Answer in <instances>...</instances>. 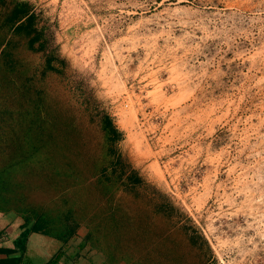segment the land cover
<instances>
[{"label":"rangeland","instance_id":"1","mask_svg":"<svg viewBox=\"0 0 264 264\" xmlns=\"http://www.w3.org/2000/svg\"><path fill=\"white\" fill-rule=\"evenodd\" d=\"M27 1L43 14L67 66L61 76L41 77V56L21 45L11 50L14 70L0 64V168L19 153L28 125L16 120L36 101L60 122L52 130L71 122L79 132L58 153L73 162L66 202H86V217L96 220L108 204L131 206L129 196L119 204L115 193L108 202L96 188L104 150L89 119L104 108L124 131L119 150L192 218L217 264H264V0ZM11 39L1 28L0 51ZM50 193L38 186L31 196L46 204ZM87 232L82 223L67 243L32 235L25 264H47L60 252L56 264H105L102 252L84 244ZM125 234V243L133 237L139 247L164 240ZM107 243L108 252L114 240Z\"/></svg>","mask_w":264,"mask_h":264},{"label":"trees","instance_id":"2","mask_svg":"<svg viewBox=\"0 0 264 264\" xmlns=\"http://www.w3.org/2000/svg\"><path fill=\"white\" fill-rule=\"evenodd\" d=\"M0 27L15 37V41L8 40L0 51V64H4L7 71L17 66L18 61L11 50L21 45L41 56V67L36 74L41 77L48 72L60 76L64 74L67 60L51 46L49 25L41 11L37 12L30 1L0 0ZM2 44L0 40V47ZM31 77L34 81L36 75L32 73ZM0 83H3L1 79ZM39 93L36 92L34 97H38ZM102 100L98 96L97 104L100 105ZM31 104L32 109L27 116L24 114L26 121L24 115L16 120L20 121L18 126H23L24 122L28 125L25 139L22 141L20 136L21 140L15 142L19 153L0 168V213L16 214L22 219L23 229L14 240L12 249L0 248V255L4 256L0 258V264H23L28 235L35 233L67 243L76 235L82 223L88 228L84 244L102 252L105 264L118 261L128 264H182L188 257L194 259L193 264H217L209 243L192 218L168 193L148 183L141 176L140 170L132 166L119 150L124 131L114 124L113 118L104 108H100L89 119L102 138L104 150V162L101 166L96 165L93 171V175L98 176L96 188L100 189L101 196L108 195L104 199L108 202L115 193L120 195L119 204L124 197L129 196L131 206L114 208L108 204L101 208L100 219L96 220L95 214L86 217V202H79L76 206L66 202L67 194L63 184L69 182L67 179L74 178L70 172L73 162L65 155L58 156V153L61 148L69 149L72 141L70 137L79 132L75 134L76 127L71 122L63 123L66 126L63 130L57 129L59 121H49L47 116L41 114L36 101ZM51 127H57L56 131ZM21 141L28 146L26 150H23ZM27 161L30 164L27 165ZM38 186L47 193L51 192V195L46 194L49 199L46 204L34 202L31 196V193L37 192ZM132 210L137 214L134 215ZM126 230L135 235L138 233L141 237L149 235L153 241L164 236V240L147 243L144 239L143 247H139L133 237L125 243L123 239ZM99 234L106 243L109 237L114 240L110 251L107 252L103 247H110L105 241L102 245L98 244ZM140 251L141 255L145 254L139 255ZM16 253L19 256L12 257ZM61 256L63 252L56 254L47 264H56Z\"/></svg>","mask_w":264,"mask_h":264},{"label":"crops","instance_id":"3","mask_svg":"<svg viewBox=\"0 0 264 264\" xmlns=\"http://www.w3.org/2000/svg\"><path fill=\"white\" fill-rule=\"evenodd\" d=\"M7 214L8 215L12 214L14 217H16L17 218L16 223L12 222V219H11V222H8V221H4L3 218H1V216L7 215ZM21 224H22V219L19 218L16 214H14L12 212L0 213V248H8V249L13 248L14 240L23 231V229H21ZM32 235H38L39 238H46L47 237V236L39 235V234H35V233L28 235L27 243H26V251H27L29 241H30ZM26 251H25V254L23 257V264H25L27 262L26 256H25V255H27ZM17 256H19L18 253L12 255V257H17ZM3 257H4L3 255H0V258H3Z\"/></svg>","mask_w":264,"mask_h":264}]
</instances>
